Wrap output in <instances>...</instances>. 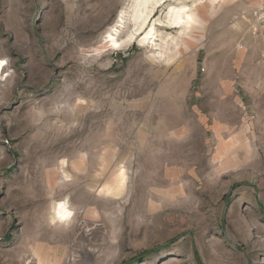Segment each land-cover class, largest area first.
<instances>
[{
	"label": "rangeland",
	"instance_id": "obj_1",
	"mask_svg": "<svg viewBox=\"0 0 264 264\" xmlns=\"http://www.w3.org/2000/svg\"><path fill=\"white\" fill-rule=\"evenodd\" d=\"M263 3L0 0V264H264Z\"/></svg>",
	"mask_w": 264,
	"mask_h": 264
},
{
	"label": "bare ground",
	"instance_id": "obj_2",
	"mask_svg": "<svg viewBox=\"0 0 264 264\" xmlns=\"http://www.w3.org/2000/svg\"><path fill=\"white\" fill-rule=\"evenodd\" d=\"M165 1L166 0H141V3L143 4V6L146 5V4L152 5V11H150V9H149L150 12H148V13L146 12L147 10H145V9L140 11L139 16H140V18H142V25L139 26L140 28L137 30L138 34H140L141 32H143L146 29L148 21L152 17V14H153L151 12H153V10H156L159 6L164 4ZM189 11L190 10H188L187 8H182V9H179V10L175 11V13L173 15V19L171 21L172 26L175 27V28H178L183 23L185 24L184 16L188 15ZM119 21H120V19H119ZM137 33L135 31V34L133 33L132 35L128 36L127 40L123 39L122 41H118L116 38H114V37H112V35H110L109 36V38H110L109 43H111V46L114 49H118L119 50V48H121L123 45L133 42V40L136 39L135 35ZM7 65H8L7 61L0 60V78H1L2 81L5 78H8L9 75H10V74H5V69H6Z\"/></svg>",
	"mask_w": 264,
	"mask_h": 264
},
{
	"label": "crops",
	"instance_id": "obj_3",
	"mask_svg": "<svg viewBox=\"0 0 264 264\" xmlns=\"http://www.w3.org/2000/svg\"><path fill=\"white\" fill-rule=\"evenodd\" d=\"M264 4V3H263ZM259 30H263L264 31V25L259 27ZM257 31V30H256Z\"/></svg>",
	"mask_w": 264,
	"mask_h": 264
},
{
	"label": "built area",
	"instance_id": "obj_4",
	"mask_svg": "<svg viewBox=\"0 0 264 264\" xmlns=\"http://www.w3.org/2000/svg\"><path fill=\"white\" fill-rule=\"evenodd\" d=\"M260 21H262V19ZM262 24H264V21H262Z\"/></svg>",
	"mask_w": 264,
	"mask_h": 264
}]
</instances>
